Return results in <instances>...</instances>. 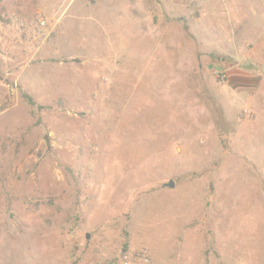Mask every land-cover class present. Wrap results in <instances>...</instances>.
I'll use <instances>...</instances> for the list:
<instances>
[{
    "label": "rangeland",
    "instance_id": "rangeland-1",
    "mask_svg": "<svg viewBox=\"0 0 264 264\" xmlns=\"http://www.w3.org/2000/svg\"><path fill=\"white\" fill-rule=\"evenodd\" d=\"M0 264H264V0H0Z\"/></svg>",
    "mask_w": 264,
    "mask_h": 264
},
{
    "label": "trees",
    "instance_id": "trees-1",
    "mask_svg": "<svg viewBox=\"0 0 264 264\" xmlns=\"http://www.w3.org/2000/svg\"><path fill=\"white\" fill-rule=\"evenodd\" d=\"M25 98V100H26V102L28 103V105L29 106H31V107H36V104L33 102V100L30 98V97H28V96H25L24 97ZM39 110H41L42 109V107H37Z\"/></svg>",
    "mask_w": 264,
    "mask_h": 264
},
{
    "label": "water",
    "instance_id": "water-1",
    "mask_svg": "<svg viewBox=\"0 0 264 264\" xmlns=\"http://www.w3.org/2000/svg\"><path fill=\"white\" fill-rule=\"evenodd\" d=\"M167 187H168V188H172V187H173L172 182H170V183L167 185ZM87 238H88V236H87Z\"/></svg>",
    "mask_w": 264,
    "mask_h": 264
},
{
    "label": "built area",
    "instance_id": "built-area-1",
    "mask_svg": "<svg viewBox=\"0 0 264 264\" xmlns=\"http://www.w3.org/2000/svg\"><path fill=\"white\" fill-rule=\"evenodd\" d=\"M143 261L147 262V260H143Z\"/></svg>",
    "mask_w": 264,
    "mask_h": 264
}]
</instances>
